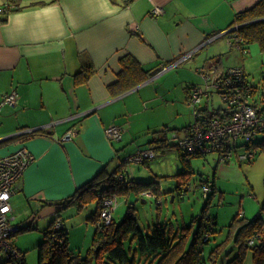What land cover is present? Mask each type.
<instances>
[{
	"label": "crops",
	"instance_id": "0c3cea01",
	"mask_svg": "<svg viewBox=\"0 0 264 264\" xmlns=\"http://www.w3.org/2000/svg\"><path fill=\"white\" fill-rule=\"evenodd\" d=\"M258 1L17 0L24 7L6 15L2 9L13 3L0 0V101L13 90L18 94L15 105L3 104L0 109V156L21 146L34 156L11 197L12 223L17 227L29 223L32 229L43 218V233L54 218V203L73 195L103 168L112 171L120 165L123 161L120 151L125 144L136 143L132 152L155 147L156 155L157 150L173 147L178 173L181 165L176 146L188 132L190 123L172 129L168 125L172 122L175 126L182 125L178 122L181 115L189 116V89L199 86L195 84L199 81L195 73L199 68L205 72L204 68H209L215 78L226 70L224 66L221 73L217 72L222 52L228 48V29L234 26H230L231 21L236 13ZM33 2L36 4L27 6ZM155 7L162 11L152 16L149 12ZM213 35L216 37L207 41ZM200 45L188 65L179 64L156 76L152 73L125 92L110 88L118 80L121 58L126 55L136 59L145 71L157 70L162 63ZM89 65L94 72L86 81L76 82L75 74ZM209 95L211 90L204 98ZM262 100L254 102L261 107ZM160 107H166V112L158 110ZM209 107L207 99L200 109L211 111L224 106ZM169 110L174 111L171 116H167ZM111 124L123 129L120 138L113 140L107 136L105 130ZM26 127H37L42 132L21 140L6 138ZM164 127L169 130L162 131ZM71 128L76 131L74 136L59 143L57 139ZM146 134L151 137L146 144H139L138 139ZM148 160L144 163L148 164ZM221 160L218 155V161ZM250 162L252 165L245 170H252L251 166L256 164L264 174V153ZM236 165L233 166L240 172L242 168ZM129 172L124 166V173L131 176ZM212 178L213 193L218 190L222 197L223 189L216 182L219 176L213 174ZM154 181L159 185V181ZM91 203L95 209L96 202ZM243 205L238 211L246 218L253 219L258 214L249 217ZM22 207L27 212L26 218L13 222ZM83 209L73 205L60 212L64 225L66 217L75 219L74 214L80 215ZM93 210L86 214V219ZM95 230L96 227L93 229L85 222L83 246ZM73 232L74 228L70 232L68 229L69 246ZM217 232L212 236L211 246L220 242L215 241ZM92 239L93 236L89 245ZM12 244L17 247L13 241ZM233 250L236 252L235 244L229 253Z\"/></svg>",
	"mask_w": 264,
	"mask_h": 264
},
{
	"label": "trees",
	"instance_id": "16d2710c",
	"mask_svg": "<svg viewBox=\"0 0 264 264\" xmlns=\"http://www.w3.org/2000/svg\"><path fill=\"white\" fill-rule=\"evenodd\" d=\"M10 2L13 3L12 6L9 5L6 6V9H2L6 15L24 7L20 6L17 0H10ZM34 4L36 3L33 2L27 6ZM248 21L251 22L245 24ZM231 22L230 26L239 25L236 34L241 37V49H247V45L257 41L261 51H264V0H259L250 8L236 13ZM121 64L122 69L118 74V80L110 87L120 93L147 80L156 71L155 69L145 71L140 63L130 55L122 57ZM93 72L92 65L84 66L75 74L76 82L86 81ZM262 101L259 111L264 113V100ZM202 111L207 114H220L222 109L209 111L203 108ZM167 130H169L167 127L162 129L164 132ZM253 143L260 147V152L264 151V135L260 139H254ZM176 147L181 170L175 174L178 179L177 184L174 190L170 191L180 193L186 190L194 172L190 157L205 156L206 154H189L181 151L178 146ZM223 152L218 153L220 159ZM125 162L123 160L112 171L103 168L90 180L79 186L73 195L54 203L56 206L54 218L49 227L43 231V240L37 245L38 264H243L244 257L249 250L252 254L253 264H264V204L253 219L246 218L243 213L238 211L231 217L227 236L220 242L214 243L206 252V246L212 241V236L216 232L215 227L211 230L207 229L205 219L214 187L199 214L192 218V222H196L194 230L192 223L184 225L174 232L173 229L168 230L165 223L157 222L149 227L148 233H143L136 222L137 218L133 210L135 207L131 202L120 221L113 219L110 224L103 225L101 228L96 226L94 235H92V244L84 256L74 254L69 246L68 228L64 225V219L60 212L73 205L81 210L87 204L96 202L94 212L88 217L96 224L104 198L129 195L130 193L139 196L148 189H151L155 195H159V185L156 181L140 180L124 173ZM211 181H214L213 178ZM157 198L158 196H156ZM58 217L63 221L61 228H56L54 225ZM213 218L216 220L215 216ZM216 224L215 221V226ZM30 228L29 223L18 226L13 235L18 231ZM208 231L210 232L209 236L207 240H204L203 236ZM189 233H191V240L186 246ZM256 233L259 234V237L253 245H249L248 239ZM228 241H232L236 245V252L231 258L223 261L221 254L224 253ZM15 248L21 255V263L26 264L24 252ZM5 261L7 263L8 257Z\"/></svg>",
	"mask_w": 264,
	"mask_h": 264
},
{
	"label": "rangeland",
	"instance_id": "374dc122",
	"mask_svg": "<svg viewBox=\"0 0 264 264\" xmlns=\"http://www.w3.org/2000/svg\"><path fill=\"white\" fill-rule=\"evenodd\" d=\"M247 46L248 48L246 49V52L243 53L235 47L230 48L226 41V47L228 48H226L227 50L224 49L222 52V58H220L221 62L219 63V66L217 65V72L221 73L222 71L220 70H222V68L226 67L225 69H227L230 66L243 67L246 73V79L255 85V94L251 100L260 103V100L262 98L264 99V51H261L257 41H254ZM188 63H190V61H186L182 66L186 64L188 65ZM233 63H236V65H232ZM204 69L207 73L210 72L209 75L212 78L214 77L212 76L214 72L211 73L212 70L210 71L209 68ZM195 73L199 76V81H194L195 84L199 85L198 87H201L202 89L207 88L211 90L210 97L203 98L200 107L201 105L203 107L207 99L210 106L209 108L218 107L219 105L221 106L223 103L220 94L215 88L208 86L205 78L199 73V71ZM149 106L150 105H147V107ZM165 109L166 107H160L158 110H164V112H166ZM158 110L155 111L157 112ZM173 112V110H169L167 116H171L170 114ZM187 114L189 116L185 114L181 115L180 121H178L182 125L175 126L172 122L168 125L169 128H180L187 123L191 124L193 122L192 108L189 103ZM145 136L146 137L141 136V138L138 139L139 144H146L147 138L151 137L150 134H146ZM261 137H263V134H258L255 139H260ZM134 144L136 145V143H130V145L125 144V146L121 148L122 150L120 153L124 161L127 160V157L136 152H132ZM242 150V146L238 147L228 163L222 162V160L218 161V152L208 153L205 156L190 157L194 172L191 175L186 190L183 191L182 197H180L177 191H170L174 190L178 180L177 177H175L177 164L174 159L176 151L173 147L166 148L162 152L157 150V155L154 158L149 159L148 164H145L144 162L138 163V161H126L125 166L130 171L129 173L132 177L145 181L150 179L159 181V195L154 194L151 195V197L138 196L134 193H130L129 195H119L116 197L118 198V205L112 212L113 219L115 221H120L127 210L128 204L132 202L135 207L133 210L136 214V222L143 233H148L149 227H152V225L157 222L162 224L165 223L167 229H173L174 232H177L180 227L192 223L194 230L196 228V222L193 223L192 218L199 214L206 201L202 196L199 181L203 178L212 180L213 174H216V176H219V178H217L219 180L216 182L218 183V187L223 189V196H220V191L218 190L213 193L207 214L217 216L216 219L218 224L215 228L218 232L215 234V241H221L227 236L230 217L233 216L236 211L240 210L241 206H244L243 204H245L249 211L247 212L250 217L259 212L260 206L264 202V174L260 171V168L255 167L256 164L251 166L253 167L252 170H245V168L252 165L254 161H239L236 155ZM263 153L264 152H259L256 157L258 158L260 155L262 156ZM256 157L255 159H257ZM224 165H230V167L227 168L224 167ZM233 165L242 168L240 170L242 175H240V172L235 169ZM156 196H158V200H156ZM171 198L173 199L171 200ZM20 209L17 211V214H21H18L19 219L17 218V220L13 222H18L20 219L26 218L27 212L25 208L22 207L21 211ZM93 209L94 204L91 203L81 211L80 215L74 214L75 219L72 217H66V225L69 232L74 228V232L71 233V236L69 237L70 246L75 254L84 256L90 247L89 242H91L92 236L89 235L87 245L83 246L81 235L84 232L86 221L89 227H92L93 229L96 227V224L93 221L86 219V214H90ZM36 222V228L18 231L11 238L16 246L21 249L20 251L24 252L26 264H38L37 245L43 240L41 229L44 228L45 222L43 221V218H39ZM190 240L191 233H189L187 238L186 246H188ZM211 243H213V241L207 244L206 252L211 246ZM232 248H234V243L228 241L224 248V253L221 254V259L232 257L235 254V250H233L232 253H228ZM7 256V252H0V264H9L8 261L7 263L5 261ZM243 264H253L250 250L246 253Z\"/></svg>",
	"mask_w": 264,
	"mask_h": 264
},
{
	"label": "built area",
	"instance_id": "2783aa9c",
	"mask_svg": "<svg viewBox=\"0 0 264 264\" xmlns=\"http://www.w3.org/2000/svg\"><path fill=\"white\" fill-rule=\"evenodd\" d=\"M161 11L160 7H155L149 13L152 16H157ZM238 27L239 25L236 24L228 29L229 38L227 42L229 46L240 49L245 53L246 49H241V37L236 34ZM215 37L216 35H213L207 41L213 40ZM199 47L201 45L184 51L170 59V61L162 63L161 67L153 73V76L192 59ZM198 70L205 78L208 86L215 88L220 94L224 107L220 114H207L202 111L200 103L204 97L208 96L209 90L196 85L192 86L189 89L188 103L192 108L193 122L190 124L185 136L178 140V148L189 154L221 153L225 149L221 158L225 161L229 160L236 149L242 146L243 150L236 155L238 160H253L260 152V147L255 145L253 140L258 134L264 135V113L259 111V106L251 100L255 94V85L246 79L245 70L240 66L228 67L216 78H212L202 68ZM17 99L18 94L14 90L6 93L0 101V109L3 104L15 105ZM105 131L107 136L113 140L120 138L123 133L120 126L113 124L108 126ZM39 132L42 131L37 127L19 128L12 133L13 140H21ZM75 133L76 131L73 128L68 129L57 141L62 143L69 140ZM155 156L156 149L147 147L131 154L126 161L143 163ZM33 160V154L25 146L0 156V252H7L9 264H22L21 255L13 246L11 239L17 228L12 223L11 197L18 188L24 170ZM199 182L202 196L207 199L213 191V182L208 178H203ZM141 195L151 197L154 193L151 189H148L142 192ZM179 195L182 197L183 192H180ZM117 205L118 198L116 196L104 198L96 226L101 228L103 225L110 224L113 220L112 212ZM206 216L207 229H214L216 220L210 214ZM61 224H63L62 219L60 217L56 218L55 227L61 228ZM209 233L208 231L204 234V240H207ZM258 237L259 234L257 233L251 236L247 241L248 244L253 245Z\"/></svg>",
	"mask_w": 264,
	"mask_h": 264
},
{
	"label": "water",
	"instance_id": "95a60500",
	"mask_svg": "<svg viewBox=\"0 0 264 264\" xmlns=\"http://www.w3.org/2000/svg\"><path fill=\"white\" fill-rule=\"evenodd\" d=\"M250 22H251V21H248V22H247V23H245V24H248V23H250ZM6 138H7V139H8V138H10V139H11V138H13V135H12V134H10V135H8ZM178 166H179V165L177 164V167H178ZM172 199H173V198H171V200H172Z\"/></svg>",
	"mask_w": 264,
	"mask_h": 264
}]
</instances>
